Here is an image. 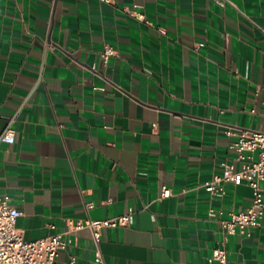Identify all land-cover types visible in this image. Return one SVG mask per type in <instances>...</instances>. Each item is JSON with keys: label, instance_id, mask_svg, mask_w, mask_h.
Returning a JSON list of instances; mask_svg holds the SVG:
<instances>
[{"label": "crops", "instance_id": "crops-1", "mask_svg": "<svg viewBox=\"0 0 264 264\" xmlns=\"http://www.w3.org/2000/svg\"><path fill=\"white\" fill-rule=\"evenodd\" d=\"M218 1L0 0V136L15 130L0 195L17 227L36 239L134 211L98 246L74 232L59 264H100L98 251L107 264H220L225 237L226 264H264V216L228 236L208 216L245 209L252 188L198 187L235 161L230 125L264 129V0Z\"/></svg>", "mask_w": 264, "mask_h": 264}, {"label": "built area", "instance_id": "built-area-1", "mask_svg": "<svg viewBox=\"0 0 264 264\" xmlns=\"http://www.w3.org/2000/svg\"><path fill=\"white\" fill-rule=\"evenodd\" d=\"M110 1V0H104ZM220 4L224 0L218 1ZM130 15L139 19L143 14L137 10H128ZM116 49L106 44L102 57L107 63ZM227 134H235L236 139L231 147L236 150L235 161L221 163L220 172L205 180L198 187L204 188L212 197L219 198L227 193V184L247 183L253 190L252 203L241 210L227 211L211 207L208 212L210 218L216 219L225 236L229 234H246L250 228L261 224L264 216V189L261 181L264 180V129L246 128L230 125ZM15 141V130L8 126L0 136V143L7 144ZM173 194L172 189L166 185L161 188L160 198ZM93 204H88L92 207ZM134 211L105 219L85 218L70 221L65 230L49 236L28 239L24 232L17 227V220L22 212L9 203L8 195H0V264H59L60 253L65 250L74 239V232L87 228L91 231L98 246L102 239L105 227H121L130 225L133 221ZM211 258L220 264L228 261L226 237L219 245L213 248ZM96 262L107 264L98 251ZM67 264H77L75 255L69 257Z\"/></svg>", "mask_w": 264, "mask_h": 264}]
</instances>
